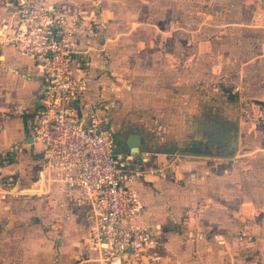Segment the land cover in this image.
Masks as SVG:
<instances>
[{"label":"rangeland","instance_id":"374dc122","mask_svg":"<svg viewBox=\"0 0 264 264\" xmlns=\"http://www.w3.org/2000/svg\"><path fill=\"white\" fill-rule=\"evenodd\" d=\"M57 1L72 4L84 16L87 10L93 11L91 20L81 17L77 34L83 29L90 36L88 32L98 30L102 38L97 42L99 50L110 54L104 57V65L111 64L106 71L111 83L107 103H113L108 123L114 121L124 135L134 132L151 144L154 141V149L169 154L170 168L174 167L172 160L195 161L198 156L206 165L220 164L217 173L222 175L226 174L224 167L241 175L246 161L258 165L252 171H261L264 0H81V6L80 0ZM104 24L109 25L107 34ZM116 30L122 32L118 40ZM4 37H0V44H9ZM155 49L169 54L168 69L167 64H152L155 58L148 55ZM83 63H89V57ZM120 143L123 148V141ZM8 151L12 156L8 157ZM8 151H0V203L9 206V214L25 213V198L38 201L36 196L42 193L33 196L14 190L24 188L33 177L39 178L37 169L43 168L42 162L36 165L35 157L19 145ZM13 163H19V168L2 170ZM50 203L45 204L48 212ZM50 213L42 215L49 217L50 223L26 215L12 222L7 233L0 221V264H55L63 221ZM92 221L91 211L77 214L68 240L82 254L86 248L101 262L89 240ZM194 230L185 235L217 240L207 229H196L195 225ZM159 235L156 240H160Z\"/></svg>","mask_w":264,"mask_h":264},{"label":"crops","instance_id":"0c3cea01","mask_svg":"<svg viewBox=\"0 0 264 264\" xmlns=\"http://www.w3.org/2000/svg\"><path fill=\"white\" fill-rule=\"evenodd\" d=\"M79 3L81 6V0ZM82 14L83 18L88 16L91 20L93 11L87 10V16ZM2 24L0 37L5 34L6 27L10 31L14 24L9 10L4 7H0V25ZM104 27L107 34L109 25L104 24ZM79 33L77 46L89 57V63L79 73H83L89 83L91 99L99 101L103 109L109 108L113 103H107L111 83L106 78V71L111 69V64L104 65L107 60L104 57H109L110 54L102 47L104 50H99L101 45L97 42L102 38L98 30L88 32L90 36L85 31L83 33V29ZM120 35L122 32L116 30L115 37ZM164 51L155 49L148 56L155 58L153 65L165 67L167 64L168 69L169 54ZM165 80L168 82L169 79ZM42 89L41 75L36 71L32 60L20 55L9 44H0V151H8L19 145L21 150L28 149L29 153L27 138L30 132L27 130V119L36 109ZM110 123L118 127L114 121ZM153 143L143 139L140 146L144 174L132 184L140 198L139 223L144 227L156 228L160 234V240L157 238L146 250L143 264H264V161L260 163L262 173L252 171L258 165L246 161V166H243L245 171L241 175H237L238 172L232 169L226 171L225 167V175L217 173L221 170L220 164L211 162L206 165L198 156H195V161H182L179 158L174 163L175 160H172L174 167L170 168L167 151L154 149ZM120 144H117L119 151H129L126 144L123 148ZM28 156L31 158L29 154ZM34 159V163L39 165L41 160ZM16 164L7 165L2 170L19 168V163ZM37 170L40 177H29L27 185L20 191L32 194L40 192L42 195L36 196L38 201L25 198V213L20 211V214H9V206L0 203V221L5 230L3 232H9L11 223L26 218V215L27 218L31 216L40 219L42 215L51 212V215H56L57 220L63 221L59 230L61 235L59 234L60 241L55 252V264H102L86 248L82 254L74 242L68 240L69 233L74 232L70 224L80 212L89 213L90 207L77 204V191L63 190L58 184L44 179L41 168ZM232 171L236 174H232ZM254 174L257 176L254 177ZM49 202L50 212L45 207ZM22 207L19 206L18 210H22ZM48 218L44 216L40 220L42 223H50L47 222ZM194 224L196 229H207L215 233L217 240L211 236L200 239L188 237L195 232ZM241 232L246 233L251 240L239 241L237 236Z\"/></svg>","mask_w":264,"mask_h":264},{"label":"built area","instance_id":"2783aa9c","mask_svg":"<svg viewBox=\"0 0 264 264\" xmlns=\"http://www.w3.org/2000/svg\"><path fill=\"white\" fill-rule=\"evenodd\" d=\"M0 7L14 23L3 40L41 75L43 89L28 129L43 156L44 179L77 191V204L90 207L89 240L102 264H143L158 236L156 228L139 223L140 198L132 184L144 170L134 153L119 151L116 129L79 73L87 64L77 46L81 13L57 0H0ZM237 237L251 240L244 232Z\"/></svg>","mask_w":264,"mask_h":264},{"label":"water","instance_id":"95a60500","mask_svg":"<svg viewBox=\"0 0 264 264\" xmlns=\"http://www.w3.org/2000/svg\"><path fill=\"white\" fill-rule=\"evenodd\" d=\"M33 142V138L32 136H29L27 138V143L30 145L29 146V154L35 158L41 159L42 153L36 152L34 150V146L32 144ZM126 145L129 147V151L134 153L135 158L137 159L138 163L141 164L142 163V154H141V144L143 142V138L141 137V135L137 134V133H130L127 138H126ZM192 155V153H187ZM15 191H20L18 190V188H15ZM21 192V191H20Z\"/></svg>","mask_w":264,"mask_h":264},{"label":"flooded vegetation","instance_id":"af4514ba","mask_svg":"<svg viewBox=\"0 0 264 264\" xmlns=\"http://www.w3.org/2000/svg\"><path fill=\"white\" fill-rule=\"evenodd\" d=\"M104 114L107 116V119L108 118H110V115H109V108H104ZM111 122H112V120H111ZM110 125L112 126V127H114L116 130H115V138H116V142H117V144L119 143V142H122L123 141V143L124 144H126V138H127V136L130 134V133H128L127 135H124L123 134V130H122V128L121 127H116V126H113V124H111L110 123ZM116 125V124H115ZM131 133H134V132H131ZM138 134V133H137ZM139 135H141V134H139ZM141 137H144L143 135H141ZM123 138V139H122ZM165 146H167L166 144H165Z\"/></svg>","mask_w":264,"mask_h":264},{"label":"trees","instance_id":"16d2710c","mask_svg":"<svg viewBox=\"0 0 264 264\" xmlns=\"http://www.w3.org/2000/svg\"><path fill=\"white\" fill-rule=\"evenodd\" d=\"M7 154H8V157L12 156V152L11 151H8Z\"/></svg>","mask_w":264,"mask_h":264}]
</instances>
